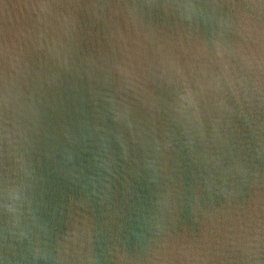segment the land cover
<instances>
[{"label": "water", "instance_id": "1", "mask_svg": "<svg viewBox=\"0 0 264 264\" xmlns=\"http://www.w3.org/2000/svg\"><path fill=\"white\" fill-rule=\"evenodd\" d=\"M0 264H264V0H0Z\"/></svg>", "mask_w": 264, "mask_h": 264}]
</instances>
